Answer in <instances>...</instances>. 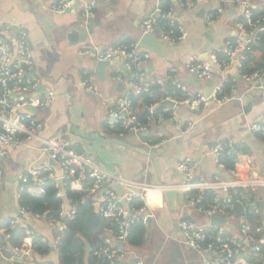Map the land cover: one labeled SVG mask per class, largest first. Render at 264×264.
Masks as SVG:
<instances>
[{
  "label": "crops",
  "instance_id": "1",
  "mask_svg": "<svg viewBox=\"0 0 264 264\" xmlns=\"http://www.w3.org/2000/svg\"><path fill=\"white\" fill-rule=\"evenodd\" d=\"M62 1L66 0H0V31L10 26L13 38L20 28L28 33L35 69L26 80L39 81L38 94L35 92V95L44 97L48 92L55 94L50 107L35 114L41 124L37 138L27 147L2 152L0 233H4L1 228L5 223L18 220L22 226H29L32 234L41 235L51 249H55V261L49 258L50 254L46 258L34 254L36 264L46 260L58 263L56 245L64 231L60 230L59 225H52L41 217L21 218L19 198L25 189L32 196L44 195V183L38 179L31 177L27 184L21 182L20 177L28 169L43 173L51 169L59 187L67 183L63 169L50 158L44 146V141L61 138L69 142L74 151L90 157L110 174L155 188L147 195L154 218L145 226L144 237L141 231L134 232L131 244H125L127 264H202L195 252L183 246L179 222L190 219L199 224H208L211 218L188 208L187 194L182 191H163L156 187L183 185L184 175L177 171L176 165L187 157L196 163L198 177L208 181L233 180V176L218 169L213 158L215 146L229 141L234 143L237 150L233 157L234 170L240 178L244 181L264 180V139L251 130L255 124L264 125V80L252 84L237 78V90L242 95L246 94L244 103L232 101L220 107L212 104L204 108L201 104L186 102L169 107L167 100H157L156 96L152 104L146 102L142 97L144 94L133 97L138 99L135 107L137 113L148 114L149 107L157 104V113L164 117L159 125L151 124L147 117V129L137 134L126 133L120 137L118 127L109 128L110 113L118 109V99L129 98L130 83L140 74H143V80L152 94V86H157V93H163L165 85L171 84L182 93L179 85L191 93L208 98V91L212 94L216 85L227 84L233 77L215 69L213 87L209 88L207 81L197 77L191 83L187 66L193 62L207 63L218 51L224 50L226 41L232 38L249 41L255 32L238 30L237 25L243 19L242 9L238 6L227 7L224 14L209 25L207 15L215 8L214 1L193 0L191 7H183L173 0L171 7L176 21L187 31L188 39L176 44L161 42L164 51L156 54L138 46L144 36L142 23L167 1L97 0L95 16L89 23L83 17L86 0H67L71 2L68 11L57 15L53 9ZM252 7L254 11L263 8L264 0H253ZM73 30L76 31L74 35ZM125 43L151 55L143 69L129 70L128 60L119 57L100 74L97 73V61L80 55L90 45L107 49ZM238 65V74L241 75L243 68L240 60ZM262 65L264 52H252L248 68L255 69ZM118 77L124 80L123 83L117 81ZM84 81L97 88L96 95L85 90ZM159 82L164 83V90L159 88ZM176 97L175 93L174 98L167 99L183 101ZM189 123L193 127L187 131ZM248 160L252 163L248 164ZM70 190L79 192L72 187ZM248 190L258 194L256 201L259 205H253L257 216L261 214L260 208L264 210L260 204L264 203V188ZM190 194L194 196V192ZM59 197L64 200V207L71 205L65 198V189H62ZM89 200L93 201L95 213L100 216V206L97 204L101 202ZM240 215H235L226 225L234 237H239ZM262 220L264 223V217ZM255 223L260 224L258 219ZM32 243L33 235L27 237L23 245L32 246ZM8 252L13 257H6L0 250V264H17L21 261L14 251L9 249Z\"/></svg>",
  "mask_w": 264,
  "mask_h": 264
},
{
  "label": "built area",
  "instance_id": "2",
  "mask_svg": "<svg viewBox=\"0 0 264 264\" xmlns=\"http://www.w3.org/2000/svg\"><path fill=\"white\" fill-rule=\"evenodd\" d=\"M172 2L173 0H164ZM183 7H191L193 0H176ZM214 1L215 8L207 15L209 25L223 15L227 7H240L242 9V21L237 25L240 32H245L247 27L255 30V36L252 41L257 42L259 33L264 32V17L254 18L252 7L253 0H204ZM71 2L62 1L53 12L57 15L65 14ZM97 0H86L83 17L87 23L95 16ZM144 35H152L160 42L165 44H176L188 39L187 31L181 27L175 18L172 7L164 10L161 6L142 23ZM248 48V41L231 39L226 41L224 50L229 57L228 62L223 66L218 62L216 55H213L211 61L207 63L193 62L187 66L191 75H195L203 81H213L215 69L226 73L234 67L235 58ZM80 55L84 58H90L98 63L111 62L116 58L123 57L128 60L127 68L129 70H141L150 61L149 53H141L133 45L122 44L107 49L90 45L84 48ZM239 66V65H238ZM34 59L29 45L28 33L20 28L13 38L11 27L5 26L0 31V181L3 176L1 167V155L3 151L9 149H19L27 147L37 138L41 129V124L30 110H42L50 107L55 98L53 92H48L44 97L35 95L40 84L37 79L27 81L26 78L34 71ZM143 74L131 85L132 97H140L142 94H150L151 90L143 80ZM241 80L247 83H260L264 80V67L251 73L242 72ZM117 81L123 83V79L118 77ZM237 78L233 77L227 84L230 88L225 92L226 84H219L213 88L210 98H205L200 94L191 93L186 87L178 86L187 96L183 101L166 99L174 105H180L184 102L196 105H203L204 108L215 104L218 107L235 101L243 104L246 94H240L237 90ZM85 90L96 95L98 90L94 86L83 82ZM158 86L164 90V83L159 82ZM128 97L120 98L116 104L118 109L111 111L109 128L115 129L121 127L120 137L126 133L137 134L147 129L146 125L139 122L137 114L132 107V100ZM157 104H153L148 109V121L153 125L163 123L164 117L157 113ZM193 127L192 123L187 125V131ZM253 132L259 133L264 139V125L255 124L251 127ZM45 150L50 158L56 162L64 171V178L69 182L70 187L84 193L82 202L89 199L100 201V216L107 221H114L118 224V231L105 229V246L95 252V256L103 257L110 264H127L126 252L122 244H127L133 227L136 225L147 226L154 218L151 209L147 203L148 192L155 189L152 185L139 183L112 175L102 169L90 157L77 153L70 147V143L61 138H53L44 141ZM237 153L233 142L218 143L213 149V158L219 170L225 171L233 176L231 181L215 180L208 181L197 176V165L189 157L180 160L177 163V171L184 175L185 182L181 186L156 187L159 190H180L187 194V207L197 210L208 218L218 217L230 221L235 217V207L239 203H248L249 198L241 194L237 202H234L233 193L242 189L247 191L251 188H264V180L244 181L234 169H227L224 163V157H234ZM252 161L248 160V164ZM48 176L43 177V171L37 169H28L26 174L20 177L23 184H27L31 177L38 179L41 183L46 178L54 179L51 169L44 171ZM114 186H119L122 190L117 192ZM56 187L59 184L56 182ZM213 192V197L208 203L204 200L206 192ZM196 193L192 196L190 193ZM1 193V191H0ZM142 203L140 208L136 203ZM254 208V206H253ZM77 209L69 205L62 207L59 219H52L49 222L52 225L58 224L60 230L64 231L66 225L63 220L72 221L75 219ZM20 215L29 218L32 214L24 209L20 210ZM36 217H41L37 215ZM42 218V217H41ZM241 222L239 237H234L226 225H215L212 223L199 224L190 219H181L179 227L183 233L182 244L186 249L195 252L202 261V264H251L250 258H258L260 264H264V255L260 253V247L264 246V236L256 239L251 223L245 214L239 216ZM11 228L21 226L20 222L13 219L10 222ZM256 233H262L259 227ZM28 237L32 235L27 232ZM250 244L255 245L251 253L247 250ZM1 250V249H0ZM19 256L20 264H36L34 260V251L32 246L23 245L22 248L13 250ZM143 264V263H138Z\"/></svg>",
  "mask_w": 264,
  "mask_h": 264
},
{
  "label": "trees",
  "instance_id": "3",
  "mask_svg": "<svg viewBox=\"0 0 264 264\" xmlns=\"http://www.w3.org/2000/svg\"><path fill=\"white\" fill-rule=\"evenodd\" d=\"M171 7V2H163L162 8L164 10H168ZM264 17V7L254 11V18ZM247 31L249 33L254 34L255 30L247 27ZM237 38H232L231 40L235 42ZM238 40V39H237ZM128 44V43H125ZM131 45V44H128ZM259 51L264 52V32L259 33L257 42H253L252 39L248 41V48L240 55V64L243 68L244 72L251 73L255 70L261 69L262 66H259L255 69H249V63L251 59L252 52ZM216 58L218 62L223 66L228 62L229 57L226 55L225 50L218 51L216 54ZM215 72V71H214ZM216 74V72L214 73ZM230 88L229 84L225 85V92H227ZM152 92L150 94L142 95L145 98L148 104H152L155 100L153 97L156 96L157 100L165 101L167 98H174L175 93L177 94L178 100H185L187 98L185 93H182L180 90H177L171 84L165 85V91L163 93H157V86H152ZM156 93V94H155ZM132 100V107L135 110L138 99L130 96ZM136 112V111H135ZM137 117L140 123L146 125L148 114H140L137 113ZM118 130L122 132L121 127L118 126ZM224 163L227 169H234L235 162L233 157H224ZM48 176L47 173H43V177ZM44 195L43 197H36L30 195L26 189L20 194L19 198V206L21 209L29 211L32 216L40 215L45 221L49 222L52 219H59V215L62 211L64 200L59 197L62 189H65L67 201L72 206H75L77 209V214L75 219L72 221L63 220L62 223L66 225V229L61 234L62 238L57 243L56 249L58 254V263H54L52 261L46 260L41 261L37 264H110L109 261L103 257L95 256V252L104 248L105 246V229L109 228L118 231V224L114 221L108 222L104 218L100 217L95 213V206L92 200H88L86 202H82L84 198V193L72 192L70 190L69 182L65 183L63 186L56 187V182L54 179L46 178L44 185ZM196 193H194L195 195ZM244 194L249 198L248 203H239L235 207V215L237 214H245L248 222L251 223L253 232L257 240L263 235L264 236V223L262 218L264 217V210L260 207L259 215H255V211L253 210V205H259L257 203L258 194L252 190L244 191L242 189H238L233 193L234 202L236 203L239 195ZM213 197V192H206L204 194V200L206 203L211 201ZM257 203V204H256ZM142 203H136V207L140 208ZM258 219L260 224H256L255 220ZM10 222L8 221L2 226V230L4 233H0V248L3 251L6 257H13L12 253H9L8 250H14L18 248H22L25 239L28 237L27 232H33V230L29 226H18L16 228H11ZM58 226V224H55ZM262 228V233H256L257 228ZM141 231L143 237L145 233V226L136 225L133 227L130 237L128 239L129 244H131L132 236L134 232ZM33 235V243L32 249L34 254L41 258H46L51 251V245L47 241H43L41 235H37L35 232ZM31 235V236H32ZM87 245L90 250H87ZM255 245L250 244L247 250L251 253ZM261 255H264V246L260 247ZM16 262L19 260L15 259ZM251 264H260L258 258L251 257ZM22 262V261H20ZM17 263V264H20Z\"/></svg>",
  "mask_w": 264,
  "mask_h": 264
},
{
  "label": "water",
  "instance_id": "4",
  "mask_svg": "<svg viewBox=\"0 0 264 264\" xmlns=\"http://www.w3.org/2000/svg\"><path fill=\"white\" fill-rule=\"evenodd\" d=\"M87 29L90 30L91 27L88 26ZM74 34H76V31L75 30L72 31V35H74ZM13 35H15V34H13ZM84 35L87 37V35L83 33V36ZM138 46L141 49H144V50H147V51L156 53V54H161V52L164 51L163 44L156 37H154L152 35H144L141 38V40L139 41V45ZM109 64H110V62L98 63L97 73H100L101 74L102 70L107 65H109ZM238 64H239V58L237 57L234 60V67L232 69H230L226 74L229 75V76H232V77L239 78L240 75L238 74V70H237ZM33 73H34V71H32L31 74H33ZM194 82H195V75H191V83H194ZM208 87L209 88H212L213 87V81H209L208 82ZM130 89H131V87H130ZM36 94H38L37 91H36ZM206 96L208 98L211 97L210 91H208V93H206ZM166 105L169 106V107H173L174 106V103L167 102ZM30 112L36 114L37 111L32 109V110H30ZM114 189L117 192H121V190H120L121 188L119 186H114ZM65 198L67 199V197H65ZM260 204H261V207L264 206V203L263 202L260 203ZM97 206L99 207L100 205L97 204ZM21 218H22V216H21ZM211 223L212 224H215V225H226L227 224V221H226V219H223V218L213 217V218H211ZM125 246H126L125 244H122V247H125ZM51 250H52V252L50 253V255H49L50 257L49 258H51L52 260L55 261V249H54V247H52ZM87 250H89V247L88 246H87Z\"/></svg>",
  "mask_w": 264,
  "mask_h": 264
},
{
  "label": "bare ground",
  "instance_id": "5",
  "mask_svg": "<svg viewBox=\"0 0 264 264\" xmlns=\"http://www.w3.org/2000/svg\"><path fill=\"white\" fill-rule=\"evenodd\" d=\"M112 133V132H111Z\"/></svg>",
  "mask_w": 264,
  "mask_h": 264
}]
</instances>
